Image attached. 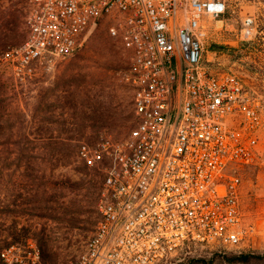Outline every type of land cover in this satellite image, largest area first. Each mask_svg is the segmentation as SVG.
<instances>
[{
    "label": "built area",
    "instance_id": "1",
    "mask_svg": "<svg viewBox=\"0 0 264 264\" xmlns=\"http://www.w3.org/2000/svg\"><path fill=\"white\" fill-rule=\"evenodd\" d=\"M27 37L0 67L27 81L38 64L67 58L102 21L130 55L135 125L83 142L81 159L103 174L100 218L66 264H160L194 245L245 239L242 169L258 162L262 100L235 73L204 61L206 15L253 4L241 35L254 38L264 0H30ZM259 8V10H257ZM0 264H45L33 239L0 249Z\"/></svg>",
    "mask_w": 264,
    "mask_h": 264
},
{
    "label": "rangeland",
    "instance_id": "2",
    "mask_svg": "<svg viewBox=\"0 0 264 264\" xmlns=\"http://www.w3.org/2000/svg\"><path fill=\"white\" fill-rule=\"evenodd\" d=\"M30 5V0H0V53L26 39ZM237 9L223 18L206 15L204 61L214 73L239 75L262 100L264 114V32L242 37L243 17L256 6ZM110 24L102 21L89 30L71 56L38 64L27 81L7 66L0 68V86L7 85L0 87L7 100L0 103V249L33 239L45 264H66L83 252L97 226L103 174L81 159L80 146L107 134L122 137L135 125L134 87L127 79L131 58ZM96 100L107 103L102 110L114 113L112 119H84L96 115ZM56 136L69 139L62 144ZM259 150L258 162L242 169L244 224L254 226L245 239L220 249L186 247L160 264H187L198 257L233 264L222 254H264V131ZM63 186L69 192L66 214L56 211ZM251 264H264V258Z\"/></svg>",
    "mask_w": 264,
    "mask_h": 264
},
{
    "label": "trees",
    "instance_id": "3",
    "mask_svg": "<svg viewBox=\"0 0 264 264\" xmlns=\"http://www.w3.org/2000/svg\"><path fill=\"white\" fill-rule=\"evenodd\" d=\"M2 42H3L2 38H0V45L2 44ZM1 81H2V78H0V82ZM1 86L7 87V85H5V84H2ZM105 97H106V95L104 94V98ZM2 101L3 102L7 101L4 93L3 94L0 93V103ZM106 104L103 101L98 102L96 100L95 104L93 105V107H96L95 108L96 115H94V116L87 115V116H84V119L85 120H91L94 123L106 122V121H109V119H112L114 117L113 116L114 113L112 114L111 111L103 112V110L106 108ZM2 109L3 108H0V110H2ZM4 109H7V108H4ZM134 115H135V113H134ZM81 122H83V120ZM66 139H69V137L65 138V137H62V136H56V138H55L56 141L58 140L62 144L65 143ZM67 187L63 186V188L60 191V193H58V200H59L58 202H60V203H59V206L56 208V211L59 209L58 212H60V211L63 212L64 211L65 214H66V211H67L66 208H65L66 200H67L68 195H69ZM222 255H223V257H224V259L226 261H228L230 263H233V264H251L255 259L264 258V254L250 252V251H242V252H239V253L222 254ZM214 260H215L214 257H210V258L198 257V258H193V259L188 260L187 264H214Z\"/></svg>",
    "mask_w": 264,
    "mask_h": 264
}]
</instances>
